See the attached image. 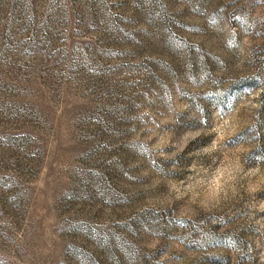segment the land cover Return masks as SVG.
<instances>
[{
	"label": "rangeland",
	"instance_id": "rangeland-1",
	"mask_svg": "<svg viewBox=\"0 0 264 264\" xmlns=\"http://www.w3.org/2000/svg\"><path fill=\"white\" fill-rule=\"evenodd\" d=\"M0 264H264V0H0Z\"/></svg>",
	"mask_w": 264,
	"mask_h": 264
}]
</instances>
